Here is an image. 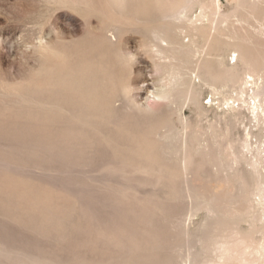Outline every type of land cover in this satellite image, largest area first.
<instances>
[{"label": "rangeland", "instance_id": "obj_1", "mask_svg": "<svg viewBox=\"0 0 264 264\" xmlns=\"http://www.w3.org/2000/svg\"><path fill=\"white\" fill-rule=\"evenodd\" d=\"M218 1L264 75V0ZM132 20L84 0H0V264L223 262L196 241L207 230L234 241L230 264H264L248 255L264 256V97L253 79L226 101L231 88L194 78L195 98L174 101L170 59Z\"/></svg>", "mask_w": 264, "mask_h": 264}, {"label": "bare ground", "instance_id": "obj_2", "mask_svg": "<svg viewBox=\"0 0 264 264\" xmlns=\"http://www.w3.org/2000/svg\"><path fill=\"white\" fill-rule=\"evenodd\" d=\"M236 1L238 4L237 5L238 7L243 3V0H236ZM84 3L86 5H88V7L91 9H96V10L101 11L107 17H112L115 15L126 16L127 14H129L130 17H133L132 21L138 25L137 31L139 33H141L144 37L148 38L152 42L151 45H154V47L157 48V52L162 56V58H164L165 60L168 58L170 59L169 60V67L167 70H165L166 72L164 71V78L163 79L166 80V83H167L166 87H168V85H169V87L167 88L168 89L167 93L171 94L174 101L178 100V99L176 100V98L178 96H180L183 100L189 99L191 97L195 98V91H194L195 88H194V84H193L194 78H200L201 81H200V79H199V81L201 83L203 82L204 84H208L207 86L210 85L214 89L216 88V86H221L220 88H224V87L228 86L229 88L227 87V89H229V90L231 88V93H229L230 95L225 96L226 101H227V97L229 98V96H232L231 98H235V99H239L240 97H242L243 94L246 93L247 85L250 84L249 83L250 81L248 79H253L251 82L253 83V85L254 84L257 85L256 90L254 91L253 95H255L256 98H260V99H261V97H264V75L256 78L257 71L259 74V70L263 69L262 67H260L261 63L258 61L259 59L256 60L254 58L256 53L250 52L249 50L251 48L248 50V48L246 47L245 41H241L243 39L239 40L238 37L236 38V36L233 35L232 30H234V29H232V20H233L234 16L231 15L233 13L223 14L221 11L222 10V7H221L222 4L220 1H218V0H84ZM64 5L66 6V4H64ZM121 29H122V27L109 26L107 28L108 40H110V42H112V43L119 42L121 39L120 38V32L123 30V29L122 30ZM235 29H237V28H235ZM109 33H111L110 36H109ZM186 40H187V42H186ZM216 54H219V55L213 57V55H216ZM261 55H262V53H261ZM55 57H57V56H55ZM233 57L236 58L235 62H232ZM225 59L228 60V64L224 63L227 61V60L225 61ZM254 59H255V61H258L257 63L255 62V64L260 65L259 67L254 64ZM214 60L218 62L217 65L211 64L212 61H214ZM176 61H179V63L181 62L183 67L184 66L187 67V70L185 69L186 72H185V70L184 71L181 70L182 67L174 68L173 64ZM261 62H263V61L261 60ZM263 65L264 64L262 63V66ZM182 69H184V68H182ZM184 76H186V77H184ZM203 83H202V85H204ZM202 85L199 84L197 87H200ZM197 87H196V89L198 90ZM224 91H225V89H224ZM216 92L218 93V91H216ZM223 92L221 91V93H223ZM226 94H228V93L226 92ZM198 95H199V93H198ZM253 98L255 99V97H253ZM174 101L171 103V105L173 104V106H174ZM239 101H240V99H239ZM228 103H230V102H228ZM168 108H170V107H168ZM161 140H163V139H161ZM170 143H173V142H170ZM244 145H245V143H244ZM247 145H248V143H247ZM218 147L221 149V146H218ZM219 148H217V150ZM224 149L227 150L228 148H224ZM162 150H163V148H162ZM222 150L223 149L218 150V151L221 152ZM228 150L226 151V154H227ZM230 150H231V147H230ZM218 151H217V155H219V156H217L218 158H216V159H217V161H219V164H221V166H223L226 163V161L228 160V157L225 159V156H227L226 154H224V156H223V153H225V152L222 151L223 153L222 152L220 153ZM220 154H222V155H220ZM228 154L231 156L232 155L235 156V153L232 151H230V153H228ZM236 156L234 159L236 161H238V158ZM222 157H224V160H222ZM188 159L189 158H187L186 160H183V163H182V172L183 173L185 171H187V169H188ZM243 159H244V157H243ZM223 161H225V163ZM255 161H256V163L252 164L253 173L256 174L255 176L258 175V177H261L260 174H262V173H260V171H259V165H260L259 160H258V163H257V160H255ZM227 168H228V166H227ZM231 172H232V170H231ZM229 180L231 181V179H229ZM260 184L261 183H259L258 185H260ZM259 190H261V189H259ZM216 212H217V210H216ZM214 221H216V220H214ZM182 222H184V221H182ZM207 225H208V222H207ZM212 226L213 225L210 224L211 228H212ZM215 226H217V225H215ZM208 232L209 231L207 230V233H206L207 236L205 237L206 240H203V236H202V238L200 240H196V241H198L199 243L202 242L201 245H203V243H204L205 244L204 246L207 245V246L212 247V250H213L212 252H214V250L216 252H219L220 257L224 261L223 262H219V261L216 262L210 258L209 261L203 263V260L200 259V256L202 253L200 255H198L199 254V252H198L197 254L194 255L195 260L194 259L193 260H194L195 264H230V260H231L232 255H233V254L231 255L232 252L230 251V248H229V245H230L229 242H231V240L227 242V241H225L226 238L224 239L225 236L224 237L219 236V238H220L219 239L217 237L218 233L215 236V234L211 235V233L208 234ZM203 234H205V233H203ZM238 238L239 237H237V239ZM239 240L241 241V239H239ZM232 242H234V241H232ZM241 243H243V242H241ZM260 246H262V245H260ZM251 249H253V247ZM246 250H248V249H246V247H245L244 251L246 252ZM235 251L238 252L237 249ZM212 252L210 255H212ZM216 252H215V254H216ZM248 252H250V250ZM242 253L244 254V252H242ZM246 254H247V252H246ZM202 255H204V253ZM248 255H250L252 257L255 256V258L260 260L262 257H264L263 256V249H255V253L250 252ZM235 259H238V261L241 260L239 258H235ZM254 262H256V261H254Z\"/></svg>", "mask_w": 264, "mask_h": 264}]
</instances>
